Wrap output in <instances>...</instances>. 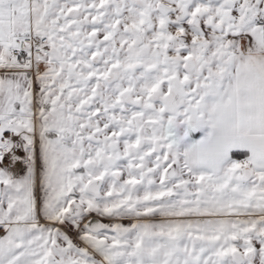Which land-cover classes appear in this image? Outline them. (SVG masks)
<instances>
[{
  "label": "snow or ice",
  "instance_id": "6c2138e0",
  "mask_svg": "<svg viewBox=\"0 0 264 264\" xmlns=\"http://www.w3.org/2000/svg\"><path fill=\"white\" fill-rule=\"evenodd\" d=\"M0 264H264V0H0Z\"/></svg>",
  "mask_w": 264,
  "mask_h": 264
}]
</instances>
